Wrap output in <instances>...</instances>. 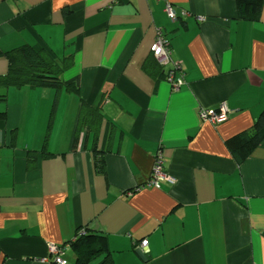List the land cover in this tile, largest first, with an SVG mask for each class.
<instances>
[{
    "label": "crops",
    "instance_id": "crops-1",
    "mask_svg": "<svg viewBox=\"0 0 264 264\" xmlns=\"http://www.w3.org/2000/svg\"><path fill=\"white\" fill-rule=\"evenodd\" d=\"M25 45L73 56L63 80L80 95L0 89V264H54L50 246L80 229L108 239L113 264H264V141L241 165L226 144L264 111V9L248 23L236 0H0V52ZM83 102L102 117L103 171L92 131L73 147ZM221 106L225 122L201 118ZM46 143L55 157L29 169ZM160 152L172 181L156 188ZM64 258L75 264L70 247Z\"/></svg>",
    "mask_w": 264,
    "mask_h": 264
},
{
    "label": "trees",
    "instance_id": "trees-1",
    "mask_svg": "<svg viewBox=\"0 0 264 264\" xmlns=\"http://www.w3.org/2000/svg\"><path fill=\"white\" fill-rule=\"evenodd\" d=\"M236 8L237 20L248 23L259 22L264 9V0H236ZM0 57L5 58L8 62L7 75L0 77V89L7 91L9 89L27 88L31 90H54L58 93L66 89L70 93L80 95V89L76 84L66 83L63 80V74L73 66V56L58 59L52 51L46 48L25 45L9 52H0ZM6 99V94L0 96V101ZM94 112L97 113L98 111L87 106L84 102L82 103L73 147L75 148L77 145L78 134L82 127L92 131L96 140L93 151L96 164L103 171L105 168L104 157L107 152H97L96 146L102 117L100 114H94ZM6 120L7 114L0 113V124L5 123ZM16 136H13L12 146L17 144ZM263 141L264 111L251 130L234 136L226 144L235 161L241 165L249 159ZM101 153L105 154L104 157ZM38 156L43 159L55 157L48 152L47 143L41 152L28 151L27 167L29 169L34 166L33 162ZM68 245L75 256V264H91L100 258H102L100 264H113L108 239L102 234L80 229L76 233L74 241Z\"/></svg>",
    "mask_w": 264,
    "mask_h": 264
},
{
    "label": "built area",
    "instance_id": "built-area-1",
    "mask_svg": "<svg viewBox=\"0 0 264 264\" xmlns=\"http://www.w3.org/2000/svg\"><path fill=\"white\" fill-rule=\"evenodd\" d=\"M117 0H114V2ZM166 13L168 17L175 21L177 20V16L175 14V10L172 5L168 4L166 6ZM183 15H186L183 13ZM199 22H204L205 20L203 18L198 19ZM152 52L154 56L158 59L162 60V63L167 64L171 61V54L168 48V41L163 37V35L160 33L154 46L152 47ZM175 69H179V65L175 64ZM176 70L172 71L169 74V80L171 83L176 84L179 88L183 84L182 78H176ZM200 116L203 120L210 122L211 124H220L227 120L228 114L226 108L221 106V110L219 111H210V110H203L200 113ZM152 181H150V184L152 186H155L156 188L160 187V181L167 179L168 181H172L165 173H164V158L162 153L160 152L156 156L155 165L153 168V175H152ZM147 241L141 242L137 246V250L141 253H144V251L147 248ZM69 250V247L67 246H56L51 245L50 246V253L53 255V261L54 264H67V261L64 258L65 253Z\"/></svg>",
    "mask_w": 264,
    "mask_h": 264
}]
</instances>
